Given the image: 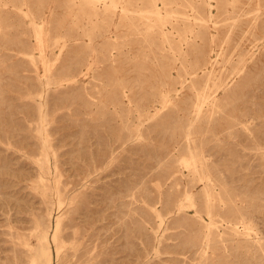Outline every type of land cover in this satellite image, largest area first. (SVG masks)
<instances>
[{
	"label": "rangeland",
	"instance_id": "obj_1",
	"mask_svg": "<svg viewBox=\"0 0 264 264\" xmlns=\"http://www.w3.org/2000/svg\"><path fill=\"white\" fill-rule=\"evenodd\" d=\"M116 1L113 9L109 0H0V264L12 246L20 249L8 220L23 219L12 225L27 237L32 215L45 219L33 190L41 175L52 186L86 183L88 209L74 215L71 229L69 214L61 223L60 237L75 246L65 252L71 264H194L200 225L193 210H175L190 180L178 162L188 140L174 135L188 130L184 120L205 87L217 104L192 128L195 138L215 181L254 212L264 237V0ZM153 5L176 13L166 19L168 40L155 16L139 14ZM213 48L217 64L215 53L207 59ZM218 80L225 86L216 90ZM161 91L173 105H162ZM38 104L47 170L38 162ZM201 188L194 187L199 202ZM23 202L34 210L21 206L22 214L16 203ZM92 211L99 221L88 231L83 217ZM56 217L57 210L53 224ZM211 252L216 264H253L232 245L226 255L220 245Z\"/></svg>",
	"mask_w": 264,
	"mask_h": 264
},
{
	"label": "bare ground",
	"instance_id": "obj_2",
	"mask_svg": "<svg viewBox=\"0 0 264 264\" xmlns=\"http://www.w3.org/2000/svg\"><path fill=\"white\" fill-rule=\"evenodd\" d=\"M91 1L93 3H98L100 1L103 2V0ZM109 1L110 3L108 7L113 9L118 7V1ZM207 5L209 6V8L211 7V4L208 3ZM153 6L154 9H152L151 11L146 10L142 11L139 14H150L155 16V18H157L155 22L162 26L161 36L164 39L168 40L167 37L173 36L174 33L165 31V25L169 23V21H167L166 19L167 17L176 16V13H162L159 12L158 7H156L155 5ZM256 7L258 14L260 11V6L257 5ZM128 12H130L129 8H123L122 13L127 14ZM210 15H212V13H210ZM42 21L44 25L46 22L44 20ZM199 22L206 23V21L202 19H200ZM39 35L43 34L39 32ZM209 38L214 40L213 36H210ZM38 41L39 48L41 50H45L46 42H42L40 36L38 37ZM214 50L215 48L209 51V53L207 54V59H211L213 54L215 53L216 58L214 60L217 64V58L219 54H216V51ZM216 64H214V66ZM196 67L197 65L190 73V75L196 73V71L198 70L196 69ZM212 67L211 71L207 74L208 80L212 78L211 75L212 71L214 70H212ZM89 70L90 67H87V72ZM181 85L183 84L181 83ZM166 86L167 84L163 83L160 88H165ZM224 86L225 84L222 81L218 80V85H216L215 89L219 90ZM194 87L195 85L192 86L193 90H195ZM206 89L207 88L205 87L201 95L197 93V95L195 96V101L191 106L193 113L191 116H186V119L184 120L188 126V130L184 132V134L174 135L175 140H179L182 135L185 136L188 140L185 142L187 154L181 157L178 162H180V164L189 171L190 177L188 190L184 196V203L177 205L175 207V210L180 211L183 208L193 210V218L195 222L200 225L198 234L195 235L191 240L193 241L191 249H194V253H198L199 255L194 264H216V261L209 260L208 257L210 251H212L211 253H213L214 250L217 251L218 245H220V249L224 252L225 255L228 253V245H232L237 251L243 253V260H247L249 262L252 261L253 264H264V237H262L259 233V228L254 218V212L246 210L243 206H238L235 202V199H232V196L229 194L227 186L218 181H215V179L213 178V174L209 170V167H207V161L205 160V157L202 153L203 148H200L202 141H197V139L195 138L196 132H193L192 130L196 123L200 122L203 117H206L208 108L210 109L211 107H216V99L212 98L211 93L205 92ZM123 94L126 96L128 95L125 91ZM160 95L162 99V105L167 103H170L172 105L174 104V102H172L169 98L170 92L161 91ZM36 112L39 118V123L36 128V136L42 146L40 152L41 158L38 162L43 170H47L48 154L46 151V145L48 143V137L44 131L45 119L43 118L42 104H38ZM178 146H180V144H177V147ZM197 184H201L202 186L200 202L194 194V187ZM51 187H53L54 191L53 193L51 192V194H49V190H51ZM85 187L86 183L83 181L77 184L71 182L61 187V183L59 182V180H56L54 186H52V184H46L42 175L39 176L37 183L33 186V190L38 194L40 200L46 207L45 219L40 220L38 218L39 215H32L34 232L27 237L22 233L16 231L15 227H13L12 225L15 222H23V219L21 220L20 218H17L15 219V222L8 220V234L10 236L16 234L21 239L18 242L20 249L16 250V248L12 246L13 255L11 257H4V260L7 262V264H71L72 260L66 257L65 252L70 247L72 249H75V246L74 244H71L70 247H68L65 240L60 237L61 223L63 221V217H67V215L69 214L71 217L67 219L65 227L67 230L71 229V227H73L74 223L76 222L74 215L78 214L79 211L88 209V198L84 192ZM75 190L82 191L80 193L81 196H78L76 199L75 197H73L72 199L68 200L67 193ZM49 195L52 196L49 197ZM21 206L28 207L30 211L34 210V205L32 203L29 204V202H23L22 204L16 203V207L18 210H23V207ZM248 206H251V204ZM55 210H57V217L55 218L53 224V212ZM22 212L20 213H28V211L26 210H23ZM97 216L98 213H94L92 211V213H89L83 217V221L85 220L84 225L87 226L85 227L86 230L89 231V228H91L89 226H93L95 222L99 221ZM156 217L160 220L159 224H162V216L160 214H157ZM77 233V230L72 231V235L74 237L77 235ZM84 237L86 238V235H84L83 238ZM93 237H96V235H92L91 238ZM33 239L35 240V242H33ZM53 246L55 249V256L52 253Z\"/></svg>",
	"mask_w": 264,
	"mask_h": 264
}]
</instances>
